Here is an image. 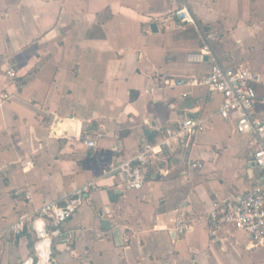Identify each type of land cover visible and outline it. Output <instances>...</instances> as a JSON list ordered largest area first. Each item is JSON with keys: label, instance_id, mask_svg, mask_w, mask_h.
Masks as SVG:
<instances>
[{"label": "crops", "instance_id": "0c3cea01", "mask_svg": "<svg viewBox=\"0 0 264 264\" xmlns=\"http://www.w3.org/2000/svg\"><path fill=\"white\" fill-rule=\"evenodd\" d=\"M184 6L196 26L173 16ZM207 33L216 34L210 58L261 74L252 116L264 120V0H0V93L13 96L0 108V264L35 257V231L10 233L14 221L32 216L39 227L38 208L65 205L89 184L52 240L51 264H264V247L253 249L246 232L227 226L210 237L213 202L247 193L261 173L255 138L220 117L222 96L176 85L209 73V58L188 61ZM8 67L21 88L5 78ZM189 117L207 130L158 154L142 189L126 190L120 160ZM85 131L106 136L89 149L76 139ZM19 187L31 206L13 196ZM181 223L191 226L183 236Z\"/></svg>", "mask_w": 264, "mask_h": 264}, {"label": "built area", "instance_id": "2783aa9c", "mask_svg": "<svg viewBox=\"0 0 264 264\" xmlns=\"http://www.w3.org/2000/svg\"><path fill=\"white\" fill-rule=\"evenodd\" d=\"M173 16L182 24H192L196 26V21L189 7L175 11ZM216 38L215 33L205 35L206 44L201 52L188 56L189 62L205 63L207 58L211 62L209 73L200 80H189L186 83L178 82V87H205L210 92L220 94L222 103L219 110L220 117L236 125V132L241 135H251L257 142V149L252 155V163L261 173V177L256 180L255 185L247 193L237 196L228 204L219 205L213 202L212 210L208 216V228L213 242L218 241V236L227 226H232L235 230L244 231L250 236L251 247L258 249L264 247V120L254 119L252 112L257 102L256 86L262 84V76L245 67L225 68L211 57L210 42ZM5 78L17 88L23 86V80L18 72L8 67L4 70ZM188 93L183 97H188ZM8 92L0 93V108L12 99ZM208 128L204 120L189 117L182 121L176 128H166L163 131V140L159 145H152L145 142L141 152L130 161L121 159L115 170L124 176V187L126 190L142 189L145 176L144 171L158 154L167 152L170 146L189 147L194 135L204 132ZM103 132L91 135L85 131L76 139L89 149L96 147L98 140L105 137ZM117 139V137L115 136ZM118 151V147L114 146ZM171 152V150H170ZM200 169L203 164L197 165ZM33 167L32 160H26L22 164L23 172H27ZM91 189H95L93 184H89L74 193L73 200L65 205H60L54 201L45 202L36 211V220H41L39 227L35 226L32 216H21L8 228V232L21 234L27 228L35 231L36 242L34 244L35 257L29 258L22 264H51L52 261V240L61 235L60 226L72 218L83 204V197H86ZM13 196L24 201L27 206L33 203V196L28 188L19 187L13 191ZM1 202V194H0ZM191 226L188 223H181L176 232L183 236ZM1 242V236H0Z\"/></svg>", "mask_w": 264, "mask_h": 264}, {"label": "water", "instance_id": "95a60500", "mask_svg": "<svg viewBox=\"0 0 264 264\" xmlns=\"http://www.w3.org/2000/svg\"><path fill=\"white\" fill-rule=\"evenodd\" d=\"M151 29H152L153 32H156V31H157V28H156L155 25H153V26L151 27Z\"/></svg>", "mask_w": 264, "mask_h": 264}]
</instances>
